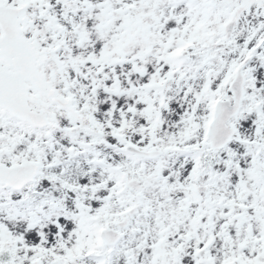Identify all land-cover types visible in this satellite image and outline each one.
<instances>
[{
  "label": "snow or ice",
  "instance_id": "1",
  "mask_svg": "<svg viewBox=\"0 0 264 264\" xmlns=\"http://www.w3.org/2000/svg\"><path fill=\"white\" fill-rule=\"evenodd\" d=\"M0 264H264V0H0Z\"/></svg>",
  "mask_w": 264,
  "mask_h": 264
}]
</instances>
